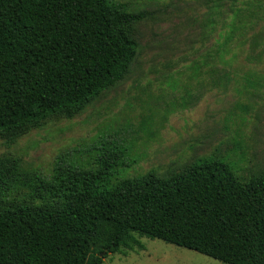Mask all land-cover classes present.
I'll return each mask as SVG.
<instances>
[{"label": "trees", "instance_id": "obj_1", "mask_svg": "<svg viewBox=\"0 0 264 264\" xmlns=\"http://www.w3.org/2000/svg\"><path fill=\"white\" fill-rule=\"evenodd\" d=\"M146 15L116 0H0V133L71 118L119 81L136 54L126 27ZM226 28L217 52L227 64L232 43L245 42L239 13ZM118 158L105 150L97 168L60 163L50 178L0 158V264H104L141 246L138 236L264 264V174L242 182L228 164L201 161L107 186ZM18 190L32 202L5 206Z\"/></svg>", "mask_w": 264, "mask_h": 264}, {"label": "rangeland", "instance_id": "obj_2", "mask_svg": "<svg viewBox=\"0 0 264 264\" xmlns=\"http://www.w3.org/2000/svg\"><path fill=\"white\" fill-rule=\"evenodd\" d=\"M144 19L126 27L136 54L125 75L69 118L0 133V158L50 178L58 164L97 168L119 155L112 186L150 172L169 178L201 161H221L247 182L264 174V0H116ZM235 13L244 36L226 63L217 52ZM198 68V69H197ZM28 190L13 203L28 204ZM104 264H228L160 239L138 236Z\"/></svg>", "mask_w": 264, "mask_h": 264}]
</instances>
